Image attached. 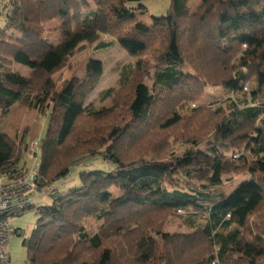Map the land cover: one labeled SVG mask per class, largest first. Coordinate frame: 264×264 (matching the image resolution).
Segmentation results:
<instances>
[{"label": "trees", "instance_id": "obj_1", "mask_svg": "<svg viewBox=\"0 0 264 264\" xmlns=\"http://www.w3.org/2000/svg\"><path fill=\"white\" fill-rule=\"evenodd\" d=\"M186 1L170 0L166 14L151 17L150 25L140 18L146 12L142 0H10L3 5L0 115H9L15 104L38 109L52 96L45 136L35 148L38 192L87 159L114 167L81 171L79 187L14 216L39 215L27 264H264V0H200L193 13ZM51 22L59 24L56 44L45 37ZM96 34L143 58L123 74L119 90L102 93L103 100L115 97L119 108L98 120L77 100L74 83L56 89L51 80L66 57ZM111 46L100 43L96 49ZM150 61L157 69L148 87ZM14 65L35 75L24 78L12 71ZM102 72L99 61H88V76ZM247 84L245 101L241 106L230 102L228 112L202 106L185 117L177 113L183 103L199 102L206 88L244 92ZM217 135L253 157L244 168L249 179L228 195L188 182L184 190H169L179 169L189 174L201 168L211 186L220 184L224 154L216 147L198 150ZM170 139L191 142L195 149L175 156ZM25 150L23 137L15 144L0 132V175H21L17 165ZM86 179L114 181L121 194L112 198L103 192L96 209L82 185ZM84 208L102 220L97 233L88 234L80 223ZM190 208L203 216L200 224L189 217L192 232L162 231L169 217ZM149 233L155 243L150 256L139 261L138 245Z\"/></svg>", "mask_w": 264, "mask_h": 264}, {"label": "rangeland", "instance_id": "obj_2", "mask_svg": "<svg viewBox=\"0 0 264 264\" xmlns=\"http://www.w3.org/2000/svg\"><path fill=\"white\" fill-rule=\"evenodd\" d=\"M9 1L10 0H0V29H2L5 24L2 7L4 4L8 5ZM199 2L200 0L186 1V7L189 9L190 13L196 10ZM87 3L91 9H94L93 3L90 1H87ZM141 4L146 9L145 14L140 17L141 21L146 25H150L151 17H160L166 14L170 5V0H142ZM130 5L134 7L137 6L135 3H131ZM58 26L59 24L57 22H51L45 25V29L48 30L45 34L48 42L56 44L59 41L60 32ZM100 43H111L112 46L97 50L96 47ZM139 59L143 58L130 56L115 43L113 38L102 34H96L91 40L79 44L74 52L66 57L62 68L51 77V80L56 89H59L65 83H74L77 100L82 102L87 109L93 111L95 113L93 118L98 120L119 108V103L115 97L112 96L103 100L102 93L109 89L119 90L122 82L121 77L123 74H127L129 68L133 67ZM89 60H95L101 63L103 67L101 75L88 76L86 74V66ZM152 64L153 68L150 76L145 80V85L148 87H151L152 74L157 69L156 62H152ZM12 71L24 78H30L35 75L33 71L22 65L12 66ZM82 82H86V85ZM250 86L251 85L247 84L244 92H231L224 88H206L199 102L183 103L177 108V113L179 116L185 117L190 113L192 108L198 109L202 106L204 108H209L211 111L221 107L228 112L227 106L230 102L238 104L239 106L242 105L245 98H247L246 96L249 93ZM51 98L52 96H50L38 109H30L15 104L11 108L9 115L5 117L0 115V132L7 135L15 144H18L22 137L26 143L25 153L22 154L21 161L17 165V169H21L22 173L27 170L31 171L35 163L39 162V150L35 148L36 144L40 143L45 136L49 110L51 108ZM169 145L173 154L178 157H181L185 153H192L195 149L191 142H183L177 139H170ZM209 147L218 148L225 156V161L221 170L220 184L215 187L211 186L208 180L209 173L203 172L201 168L197 170L193 169L189 174L183 171V169H179L178 174L174 175L170 183L167 184L169 190H184L186 189V184L184 182H188L195 186H204L214 194L228 195L238 184L249 179L250 176L244 168L246 166L245 164L253 157L248 151L240 149L238 150L240 153L236 152L228 143L222 142L219 135L207 139L198 147V150L203 152ZM32 148L35 152L33 157H31ZM241 155L245 157L243 162L239 160ZM113 168L112 164L105 163L98 158L93 160L87 159L71 168L69 175L65 179L52 184L47 190L39 192L38 196L33 201V205L35 207L50 205L52 203V196L64 195L69 189L79 187L81 185L79 178V173L81 171L89 169L109 171ZM82 183L85 188H88L89 197L93 198V207L96 209L100 207L99 200L103 192L110 194L112 198H116L121 194V189L111 180L86 179ZM89 210L90 208L80 210L79 221L85 227L86 232L91 235L99 231L102 220L97 219L92 211ZM190 216H193L192 219L195 224H200L203 221V216L198 214L194 208H190L187 212L182 214L176 213L175 216L169 217L163 224L162 231L166 234H187L192 232L193 230L187 226ZM17 220H19L22 225L20 227L24 229L21 232L22 237L23 235L30 237L36 231L39 215L35 212H28L18 218L12 217L10 218L11 225L14 226V222H17ZM155 240V235L149 233L148 238L138 245L137 258L139 261L144 262L146 258L150 256L152 245L155 243ZM12 241L14 240L12 239L9 241L7 247L11 245ZM14 242L12 260L9 264H27L24 248L20 246L19 242Z\"/></svg>", "mask_w": 264, "mask_h": 264}, {"label": "built area", "instance_id": "obj_3", "mask_svg": "<svg viewBox=\"0 0 264 264\" xmlns=\"http://www.w3.org/2000/svg\"><path fill=\"white\" fill-rule=\"evenodd\" d=\"M33 148L31 157L35 155ZM37 167L38 162L31 171L27 170L17 177L0 175V264H9L6 247L14 236L10 218L24 212L38 196L35 183Z\"/></svg>", "mask_w": 264, "mask_h": 264}, {"label": "crops", "instance_id": "obj_4", "mask_svg": "<svg viewBox=\"0 0 264 264\" xmlns=\"http://www.w3.org/2000/svg\"><path fill=\"white\" fill-rule=\"evenodd\" d=\"M37 222V221H36ZM38 223V222H37ZM15 226V227H14ZM14 226H13V229L14 230H17L18 232H17V234H15L14 236H13V240L14 241H16V242H19L20 243V246L22 247V248H24V250H25V252H26V254H25V257H26V262H27V257H28V253H29V244L32 242V238H33V234L30 236V237H27V236H25V235H23V237H22V234H21V232H22V230H24V229H22V227H20V226H22L21 224H20V221L19 220H17V222H14ZM36 226H37V224H36ZM14 237H16V238H14ZM25 237V238H24ZM27 237V238H26ZM11 239V240H12ZM14 241H12V243H11V245L9 246V247H6V252H7V256H8V258H9V262L12 260V253H13V250H14V245H15V242ZM26 242V243H23V242ZM8 246V245H7Z\"/></svg>", "mask_w": 264, "mask_h": 264}]
</instances>
